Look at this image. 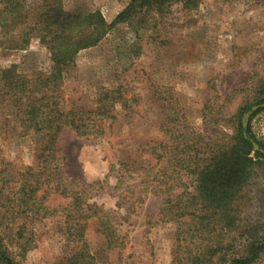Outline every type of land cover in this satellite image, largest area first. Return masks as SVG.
<instances>
[{"label": "rangeland", "instance_id": "374dc122", "mask_svg": "<svg viewBox=\"0 0 264 264\" xmlns=\"http://www.w3.org/2000/svg\"><path fill=\"white\" fill-rule=\"evenodd\" d=\"M63 2L70 11H101L113 22L131 0ZM19 27L7 34L5 44L17 41ZM51 56L39 39L25 48L2 45L0 70L15 63L23 73H49ZM63 91L70 109L108 117L99 137L79 135L68 125L57 139L59 154L66 156L64 170L70 177L66 182L75 181L69 189H87V203L101 209L69 222L64 207L70 198L54 194L48 202L60 206L57 211L30 221L14 218L0 205V228L10 249L22 264H68L83 247L99 264H174L178 255H188L187 247L180 246L190 239L179 238V227H189L171 218L166 209L164 214L163 202L186 188L194 190L196 177L166 166L165 184H160L165 191L160 185L152 190L156 181L146 186L160 165L153 142L165 141L167 163L178 150L175 137L192 142L196 132L207 128V134L216 138L222 136L220 130L232 134L236 126L232 117L239 108L264 98V0H202L196 9L178 2L158 17L155 27L137 30L129 23L119 24L98 44L78 53L65 73ZM247 118L264 141V108L251 109ZM1 120L0 112V125ZM4 129L0 127L3 156L17 167L36 165L48 136L35 131L18 136ZM127 164L135 169L128 180L121 169ZM104 213L110 214L106 220L112 240L102 230ZM81 222L86 226L79 236ZM19 225L23 237L17 235ZM254 239H264V160L252 173L238 224L225 236L237 250ZM255 264H264V253Z\"/></svg>", "mask_w": 264, "mask_h": 264}, {"label": "trees", "instance_id": "16d2710c", "mask_svg": "<svg viewBox=\"0 0 264 264\" xmlns=\"http://www.w3.org/2000/svg\"><path fill=\"white\" fill-rule=\"evenodd\" d=\"M178 2L187 9H196L202 0H131L113 22H109L101 11H70L63 0H43L36 4H29L27 0H0V46L25 48L33 39H39L52 53L49 73H23L15 63L0 70V112L3 116L0 127L18 136L32 131L48 136L36 165L17 167L3 156L0 149V205L14 218L33 221L53 214L60 207L48 202L54 194L70 198L67 207H64L69 222L87 219L93 211L99 214L101 208L87 203L85 199L87 189H69L75 181L66 182L70 178L64 170L66 156L59 154L57 139L68 125L74 127L79 135L99 137L105 130L103 122L108 117H92L89 111H77L66 105L63 93L65 73L75 64L82 49L98 44L112 28L122 23H129L137 30L139 27H155L158 17L167 15ZM17 24L21 29L16 36L17 41L5 44L7 34ZM260 103H264V98L256 102ZM253 105H242L233 115L236 126L232 134L220 130L218 135L222 136L216 138L207 134L210 130L207 128L196 132L197 140L192 142L175 137L179 139L174 146L178 150L170 154L167 163L165 160L169 153H165V141L153 142L160 165L155 177L145 182L146 186L156 181L152 189L156 191L160 184H165L166 166H173L174 172L185 170L196 177L194 190L186 188L163 202L164 214L166 209L173 214L171 218L189 227H179V238L190 239L188 244L180 246L187 247L188 255H178L174 264H255L264 253V239L246 241L240 250L228 245L225 240L228 229L238 224L242 199L252 173L264 160V150L255 147V142H258L264 149V141L257 137L250 124H245V116ZM220 120L218 118L217 123ZM128 165L121 168L127 175L126 180L135 170ZM160 188L165 191V185ZM126 206L129 211L131 206ZM109 216L108 213L101 215L105 219L102 230L112 240L106 220ZM186 216L190 219L184 220ZM73 226L70 223V230ZM85 226L81 222L77 235L84 234ZM23 233V225H19L17 235L23 237ZM186 259L188 261L184 262ZM0 264H22L10 249L1 228ZM68 264L99 262L93 253L83 247L72 255Z\"/></svg>", "mask_w": 264, "mask_h": 264}, {"label": "water", "instance_id": "95a60500", "mask_svg": "<svg viewBox=\"0 0 264 264\" xmlns=\"http://www.w3.org/2000/svg\"><path fill=\"white\" fill-rule=\"evenodd\" d=\"M263 106H264V103L257 104V105H255V106L253 107L252 110H257L258 108L263 107ZM247 114H248V113H247ZM247 114H246V116H245V124H246V125H248ZM255 147H256V149L264 150V149L261 148V146H260V144H259L258 142H255Z\"/></svg>", "mask_w": 264, "mask_h": 264}]
</instances>
